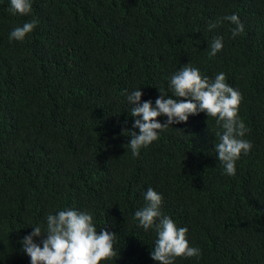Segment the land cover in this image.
Wrapping results in <instances>:
<instances>
[{
  "label": "trees",
  "instance_id": "16d2710c",
  "mask_svg": "<svg viewBox=\"0 0 264 264\" xmlns=\"http://www.w3.org/2000/svg\"><path fill=\"white\" fill-rule=\"evenodd\" d=\"M9 8L0 0V264H31L21 241L67 209L116 235L101 264H157L155 230L135 219L149 188L200 249L174 264H264V0H31L36 18ZM232 14L244 27L235 38ZM216 37L223 47L210 57ZM188 64L210 80L223 72L242 96L252 148L234 175L215 152L222 129L203 112L138 156L126 146L122 133L139 134L127 95L141 90L153 107L159 90L175 99L170 78Z\"/></svg>",
  "mask_w": 264,
  "mask_h": 264
},
{
  "label": "clouds",
  "instance_id": "9594fccd",
  "mask_svg": "<svg viewBox=\"0 0 264 264\" xmlns=\"http://www.w3.org/2000/svg\"><path fill=\"white\" fill-rule=\"evenodd\" d=\"M9 11L14 15L31 13L33 18L37 16L34 8L31 10V0H10ZM224 19L236 25L232 30L233 38L244 31L236 14ZM35 27L36 21L26 22L14 28L9 38L22 41ZM216 27L215 23L209 24V30ZM222 47V37L214 38L210 45V57L215 56ZM169 84L175 99L159 90L160 96L155 100L154 107L151 101L141 103V90L127 95V102L132 106L131 116L137 118L133 127L139 129V134L122 133H130V142L126 146L131 149L132 155L138 156L141 147L155 141L159 131L174 124L186 123L189 116L203 112L216 119L217 127L222 129L216 133L219 142L215 144V152L225 173L234 175L236 160L252 148V144L243 139L248 130L238 118L241 94L226 83L223 72L210 80L190 64L172 75ZM161 116L167 117L165 123L158 122ZM144 198L146 204L135 212V219L145 231L155 230L157 239L150 252L151 259L157 264H174L179 257H199L200 249L191 247L186 238L188 229L178 228L170 217L162 215V196L149 188ZM115 237L106 228L97 234L91 214L67 209L48 214L46 230L33 227V231L21 243L22 251L30 258L31 264H101L116 255ZM34 238H42L40 244L35 243Z\"/></svg>",
  "mask_w": 264,
  "mask_h": 264
}]
</instances>
